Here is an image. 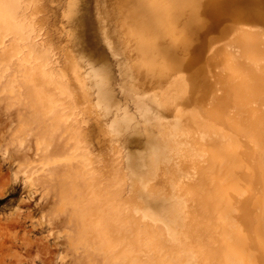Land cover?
I'll return each instance as SVG.
<instances>
[{
	"label": "bare ground",
	"instance_id": "1",
	"mask_svg": "<svg viewBox=\"0 0 264 264\" xmlns=\"http://www.w3.org/2000/svg\"><path fill=\"white\" fill-rule=\"evenodd\" d=\"M24 1L31 3L30 0ZM255 1L132 0V3L128 4L129 20L127 18L122 33L125 43L132 45L137 52L136 58L128 65L129 74L132 71L138 78H157L160 91L158 97L150 99V103L155 106L153 111L161 115L170 113L173 118L187 124L185 135L188 147L179 157V163L194 179L192 183L188 182L180 188L185 197V200H182L184 210L181 208L183 214L177 210L178 214H174L177 215L173 220L178 225L179 219L183 217V228L176 230L177 235L173 237L172 245L158 235L157 226L153 224L144 229L135 223L142 231L134 228L126 235L116 231L119 225L112 208V155H100L98 161L103 164L104 170L87 183L85 191L90 222L104 223L102 229L107 245L115 236L118 240L124 237L138 249V241H143L144 251L153 250L157 264H163L168 258L177 259L175 254L166 253L168 248L176 249V243L183 246L181 253L178 250L179 259L185 260L191 255L192 261L197 264H264V35L259 30L253 32L241 28L242 26L235 28V31L225 26L220 29L218 36L202 37L208 32L216 31L217 24L222 20H244L241 17L243 11L247 12V20H262L264 6L253 5L260 4L254 3ZM20 2L0 0V56L4 48L13 49V46L20 45L21 48H28L36 63L38 60L39 64H46V54L43 57L42 53H35L36 50L32 52L31 41H23L22 36L26 34L24 32L27 29L21 20V23L17 22L21 15L16 16L18 14L15 13L16 21L12 11L17 3L22 7ZM225 2H230L232 6L228 15H225L226 11L223 13ZM23 6H28L29 11L31 5ZM26 9L24 8L25 11ZM19 10L17 9V12ZM14 11L16 12V9ZM8 50H5L7 54ZM18 56L10 63L11 66H18L19 62L25 61V58L21 59L20 53ZM101 64H105L104 61ZM101 84L103 86L102 82ZM25 96L27 97L26 94ZM41 98L34 99L35 105L30 104L32 113H35L33 116L36 115H31L33 119L28 118L29 115L26 120L24 115H20L22 110L16 111L13 116L0 117L3 123L14 125L9 131L13 134L12 139H16L12 149L14 160L28 163L38 176L49 179L57 174V157L69 151L75 152L79 148V142L99 151L110 145L111 133L107 127H102L101 119L96 116L92 118L93 123L100 125L99 128L96 125L98 133L94 139L86 131V120L83 122V132H76L70 122L64 120V116L54 111L57 108L53 110V101ZM129 121L122 122L126 129L132 125ZM25 123H28L26 129L21 131L26 133V142L23 143V134L16 131L21 128L20 124L26 125ZM100 134L101 141L97 138ZM102 141L103 145L98 143ZM155 141L153 143H156ZM168 143L164 144L169 146ZM164 151L158 155L165 154ZM148 154L140 156L142 167L148 161ZM150 162L149 160L151 166L153 160ZM174 175L178 180L179 175ZM179 206L177 207L180 208ZM132 207L129 206V209ZM131 214L134 217L135 214ZM15 215L16 217L9 221L18 224L22 213L16 212ZM56 222L59 226L69 228L66 230L65 242L70 257L75 262L84 251H89L93 241H97L95 231L81 236L69 215L58 217ZM80 241L88 242L87 246L82 247ZM41 245H37V251L43 255L40 259L43 263L49 261L54 252L47 244Z\"/></svg>",
	"mask_w": 264,
	"mask_h": 264
},
{
	"label": "rangeland",
	"instance_id": "2",
	"mask_svg": "<svg viewBox=\"0 0 264 264\" xmlns=\"http://www.w3.org/2000/svg\"><path fill=\"white\" fill-rule=\"evenodd\" d=\"M19 1V4L31 5L30 12L28 6L21 4L20 7L18 3L20 8L16 5L12 10L14 17L16 14L21 15L18 17L19 21L15 17L16 21L21 20L27 29L25 32L23 30L25 35L22 32L25 36H22L23 41H31L32 52L36 50L35 53H42L43 57L46 54V64H39L38 60L36 63V59L25 46L21 48L22 46L15 45L19 49L15 46L13 49L7 48L8 54L4 48L0 56V117L13 116L16 111L22 110L19 111L20 115H24L28 120L35 114L34 111L32 113L30 104L42 96L41 100L54 102L53 110L57 108L54 111L64 116V120L70 122L76 132H83V122L86 120V131L94 139L100 125L93 123L92 118L98 117L102 120L101 126L109 129L111 141L102 151L79 142V148L75 152L69 151L57 157V174L43 179L32 171L28 163L12 158L16 139H12L13 134L9 131L14 125L0 121V264H157L154 251H144L143 241H138V249L124 237L118 240L115 236L107 245L102 229L104 223L90 222L85 191L87 183L104 170L98 157L111 153L112 208L119 225L116 231L127 235L134 228L142 231L135 223L144 229L153 224L157 226L158 235L172 245L173 237L177 235L176 230L183 228V217L179 219L178 225L173 219L184 210L182 200L184 201L185 197L180 192L181 186L192 183L194 179L179 163V157L188 147L185 135L187 124L173 118L170 113L161 115L153 111L155 106L150 103V99L158 97L160 91L157 78H138L132 71L129 74L128 65L136 58L137 52L132 45L125 43L122 31L127 18L129 20L127 6L132 0H30L31 3ZM254 3H260L253 4L257 7L264 6V0H256ZM24 8H27L26 11ZM231 8V3L225 2L223 13L226 11L225 15L230 14ZM17 9L21 11L17 12ZM246 13L243 11L241 14L244 20H222L217 24L216 31L208 32L202 37L218 36L220 29L225 26L231 27L232 30L242 26L241 28L253 32L259 30L264 35V16L262 20H247ZM23 51H28L29 54ZM19 53L25 61L20 59L18 66H11L10 63ZM190 54L194 56L191 51ZM28 59L32 60L31 63ZM101 59L107 65L101 64ZM71 98L72 100H69ZM125 119L130 120V125L132 124L127 129L123 127ZM25 124H20L21 128L16 132L23 134L28 123ZM25 134L23 143L26 142ZM97 138L101 141V134ZM166 139L167 141H164ZM154 141L156 143H153ZM165 142H169V146L165 145ZM98 143L104 144L103 141ZM172 148L175 150H171ZM162 149L165 150V154H162L164 156L158 155L163 153ZM147 154L148 161L142 167L140 156ZM149 160H153L151 166ZM160 164H164L162 167L165 169ZM173 170L179 175L178 180L175 179ZM129 206H133V209L130 210ZM16 212L22 215L18 224H13L9 220L16 217ZM131 213L135 214L134 217ZM175 213L177 214L174 215ZM68 215L81 236L95 231L97 237V241H93V245L89 246V251H84L76 262L71 259L65 242L66 230L69 228L59 226L56 222L58 217ZM146 241L150 243L149 240ZM44 243L52 248L54 253L49 261L42 263L40 259L43 255L37 248ZM87 243L80 241L82 247H86ZM176 246V249L168 248L166 253L175 254L177 259L168 258L163 264H197L192 261L191 255L188 259H179L178 250L181 253L183 246L177 243ZM146 247L148 248V245Z\"/></svg>",
	"mask_w": 264,
	"mask_h": 264
}]
</instances>
